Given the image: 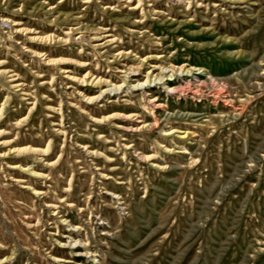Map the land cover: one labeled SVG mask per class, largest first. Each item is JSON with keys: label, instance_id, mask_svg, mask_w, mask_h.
I'll list each match as a JSON object with an SVG mask.
<instances>
[{"label": "rangeland", "instance_id": "rangeland-1", "mask_svg": "<svg viewBox=\"0 0 264 264\" xmlns=\"http://www.w3.org/2000/svg\"><path fill=\"white\" fill-rule=\"evenodd\" d=\"M0 264H264V0H0Z\"/></svg>", "mask_w": 264, "mask_h": 264}, {"label": "bare ground", "instance_id": "bare-ground-1", "mask_svg": "<svg viewBox=\"0 0 264 264\" xmlns=\"http://www.w3.org/2000/svg\"><path fill=\"white\" fill-rule=\"evenodd\" d=\"M172 74H173V73H172ZM105 91H107V89H106Z\"/></svg>", "mask_w": 264, "mask_h": 264}]
</instances>
